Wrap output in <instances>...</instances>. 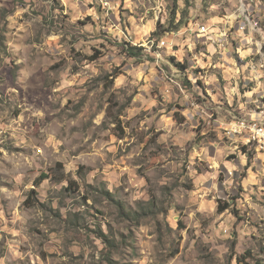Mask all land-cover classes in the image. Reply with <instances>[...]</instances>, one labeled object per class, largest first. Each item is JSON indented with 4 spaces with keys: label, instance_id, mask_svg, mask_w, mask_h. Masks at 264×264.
I'll return each instance as SVG.
<instances>
[{
    "label": "clouds",
    "instance_id": "1",
    "mask_svg": "<svg viewBox=\"0 0 264 264\" xmlns=\"http://www.w3.org/2000/svg\"><path fill=\"white\" fill-rule=\"evenodd\" d=\"M0 264H264V0H0Z\"/></svg>",
    "mask_w": 264,
    "mask_h": 264
}]
</instances>
